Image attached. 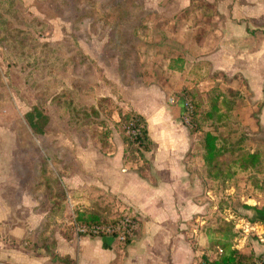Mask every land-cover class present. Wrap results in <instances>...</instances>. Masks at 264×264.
Returning a JSON list of instances; mask_svg holds the SVG:
<instances>
[{
	"label": "crops",
	"instance_id": "crops-1",
	"mask_svg": "<svg viewBox=\"0 0 264 264\" xmlns=\"http://www.w3.org/2000/svg\"><path fill=\"white\" fill-rule=\"evenodd\" d=\"M202 1L212 14L205 13L200 0L130 3L141 5V22L147 25L133 32L135 41L151 39V50L136 45L131 52L141 56L148 70L132 82L125 83L119 69L125 52L107 48L109 33L89 31L88 39L82 33L79 37L83 52L109 82L97 76L79 100L98 108V99L108 97L142 114L152 140L145 159L126 156L115 126L117 110L106 143L99 142L97 133L88 134L86 142L77 135L69 139L65 131L51 128L53 118L37 144L17 142V128L0 126V264H195L222 254L217 240L229 238V224L236 233L233 243L243 221L264 225L251 219L258 217L253 206L264 207V191L251 180L240 191L239 153L226 162H232L229 175L208 173L198 142L201 131L182 122L178 97L169 100L172 89L194 86L193 77L202 80L205 73L219 72L245 100L238 115L234 112L243 129L240 138L231 150L217 143L226 150L221 154L264 151V0ZM163 46L175 54L157 63L155 49ZM175 57L178 61H171ZM125 61L134 69L132 59ZM221 184H226L223 190ZM224 194L232 205L219 200ZM124 210L138 219L125 242L110 235L75 234L70 226L75 211L110 219ZM239 251L256 255L264 251V242L247 237Z\"/></svg>",
	"mask_w": 264,
	"mask_h": 264
},
{
	"label": "rangeland",
	"instance_id": "rangeland-1",
	"mask_svg": "<svg viewBox=\"0 0 264 264\" xmlns=\"http://www.w3.org/2000/svg\"><path fill=\"white\" fill-rule=\"evenodd\" d=\"M136 2L137 0H0V126L17 128V142L39 143L41 135L32 133L24 117L25 112L36 105L48 115L46 130L49 120L53 118L51 128L65 131L69 139L77 135L81 142H86L88 134L93 137L97 133L99 142H108L112 131L108 126L113 123L111 114L118 106L109 98L99 104L97 110L92 108L94 105L79 100L82 91L87 92V88L91 86L88 82L96 80L97 76L109 83L96 61L83 52L79 37L83 34L86 37L83 39H88L89 31L99 32L101 36L109 33L107 48L125 52L121 55L119 65L124 82H132L134 77L138 79L139 76L147 75L148 70L144 67L141 56L131 55V52L137 50L136 45L139 50H151L149 37L136 41L134 38L133 32L136 29L147 26L141 22V5L136 8L130 6V3L133 5ZM200 2L205 13H213L212 7L206 10L205 1ZM205 13L201 15L202 18L207 15ZM155 50L159 53V56L154 57L157 63L163 62L162 58L175 54L170 46ZM143 57L146 62L150 61V54ZM126 58L134 61V69L131 65L125 67L123 63ZM152 60L154 66L156 61L153 56ZM229 81L217 71L208 72L202 80L200 77H193L192 87L181 85L172 89V94L176 95L172 96L180 98L193 95L200 102L197 115L199 128L196 129L201 131L198 142L202 144L203 134L211 131L216 134L218 144L231 150L232 144L240 138L238 132L243 130L234 112L238 115L237 110L245 105L242 104L245 100L241 98L238 89H232L228 85ZM213 95L218 96L219 108L224 112L216 120L205 114ZM118 97L122 98L123 95L118 93ZM188 126L192 129L195 121ZM117 129L122 138L120 127ZM124 132L126 134V130ZM242 151H227L229 157L225 158L226 154H221V159L227 162ZM221 152L226 153V150ZM261 160L263 165L258 171L253 167L239 170L236 179L240 191L251 180L250 176H256L259 181L264 178V151H261ZM221 168L223 174L229 175L232 162ZM251 184L255 189L264 191V181ZM221 186L223 190L226 184ZM218 191H221L220 185ZM224 196L225 194L221 199L219 197V200L232 205V201ZM237 200L241 204V200ZM66 207L70 209L68 203Z\"/></svg>",
	"mask_w": 264,
	"mask_h": 264
},
{
	"label": "trees",
	"instance_id": "trees-1",
	"mask_svg": "<svg viewBox=\"0 0 264 264\" xmlns=\"http://www.w3.org/2000/svg\"><path fill=\"white\" fill-rule=\"evenodd\" d=\"M179 57L172 58L171 61H178ZM191 95V94H190ZM108 97H100L98 100V105L102 104L103 101L108 100ZM191 99L193 101L194 111L192 115V121H195V126L190 130H196L199 128V123L197 122V115L199 111L200 102L196 97L191 95ZM179 110H180V118L182 119V100H179ZM220 101L218 96L213 95L210 98V107L205 111V114L208 118H212L216 120L224 115L219 108ZM93 109H97L92 106ZM117 112L119 115L118 120L115 122L116 127H120L122 134V140L124 142V151L126 152V156L130 158L142 157L145 159V153L150 150L152 140L148 136L147 130V122L145 117L139 112L133 109H122L121 107L117 108ZM25 120L30 127L32 133L34 135H41L46 131V123L48 121V115L42 111L38 106L34 105L29 110H27L24 114ZM129 120H134L135 123L140 127L139 134L136 138L131 139L129 135L124 132L123 124ZM202 146L204 149L203 159L206 165V170L208 173H214L215 171H221L222 165H227L225 161L221 160V149L217 145V136L211 131H206L202 136ZM239 166L241 169H247L249 167H253L255 170H260L262 168L263 162L261 160V151L254 150L250 151H242L238 155ZM251 181L253 184L257 182L262 183L264 178L260 181L256 176H251ZM250 207V206H247ZM252 209L255 211L258 217L251 218L252 220L260 219L264 222V207H256L253 206ZM76 218L79 221H97L99 220V215L88 213L85 214L81 211H76ZM229 238L226 239H218V243L221 246L223 252L222 254L212 262L214 264H230L236 260L249 259L254 255L246 254L242 251L232 249L231 245L233 244V237L236 234L231 230L232 225L229 224Z\"/></svg>",
	"mask_w": 264,
	"mask_h": 264
},
{
	"label": "built area",
	"instance_id": "built-area-1",
	"mask_svg": "<svg viewBox=\"0 0 264 264\" xmlns=\"http://www.w3.org/2000/svg\"><path fill=\"white\" fill-rule=\"evenodd\" d=\"M182 100V119L191 125L192 115L194 111L193 101L189 96H181L178 100ZM170 101H176L177 98L170 96ZM126 133L131 139L136 138L139 134L140 127L134 120H129L124 124ZM137 216L130 210H124L119 215L110 219H99L97 221H79L74 212L71 213V227L75 234H91V235H110L120 242H125L133 234L137 227ZM240 236L231 245L232 249L239 250L240 246L245 243L247 237L256 238L264 242V225L258 221H243L238 227ZM221 250V249H220ZM195 264H214L211 260L201 258ZM230 264H264V251L254 255L249 259L236 260Z\"/></svg>",
	"mask_w": 264,
	"mask_h": 264
}]
</instances>
